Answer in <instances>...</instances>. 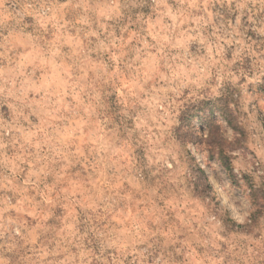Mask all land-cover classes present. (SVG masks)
<instances>
[{
  "label": "rangeland",
  "instance_id": "rangeland-1",
  "mask_svg": "<svg viewBox=\"0 0 264 264\" xmlns=\"http://www.w3.org/2000/svg\"><path fill=\"white\" fill-rule=\"evenodd\" d=\"M0 264H264V0H0Z\"/></svg>",
  "mask_w": 264,
  "mask_h": 264
},
{
  "label": "trees",
  "instance_id": "trees-1",
  "mask_svg": "<svg viewBox=\"0 0 264 264\" xmlns=\"http://www.w3.org/2000/svg\"><path fill=\"white\" fill-rule=\"evenodd\" d=\"M228 125L231 126L233 129L235 128L234 124L231 121H228ZM210 137H212V132L210 133ZM218 157L223 168L231 174L230 176H232V166L230 162L231 157L222 150L218 153Z\"/></svg>",
  "mask_w": 264,
  "mask_h": 264
},
{
  "label": "bare ground",
  "instance_id": "bare-ground-1",
  "mask_svg": "<svg viewBox=\"0 0 264 264\" xmlns=\"http://www.w3.org/2000/svg\"><path fill=\"white\" fill-rule=\"evenodd\" d=\"M216 188H217L218 196L221 197V199L224 203H226L228 206H230V202L227 199V196L225 195V193L223 192V189L219 185H217Z\"/></svg>",
  "mask_w": 264,
  "mask_h": 264
}]
</instances>
